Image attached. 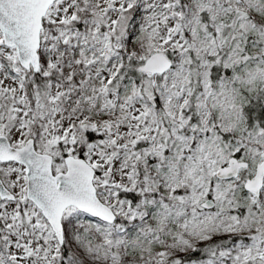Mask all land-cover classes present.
Returning a JSON list of instances; mask_svg holds the SVG:
<instances>
[{"label":"rangeland","instance_id":"1","mask_svg":"<svg viewBox=\"0 0 264 264\" xmlns=\"http://www.w3.org/2000/svg\"><path fill=\"white\" fill-rule=\"evenodd\" d=\"M43 26L38 71L0 30V134L34 139L55 173L84 157L117 217L70 206L60 243L25 165L0 161V264H264V180L246 187L264 160V0H57ZM158 52L171 66L141 70ZM232 159L247 165L221 176Z\"/></svg>","mask_w":264,"mask_h":264},{"label":"water","instance_id":"2","mask_svg":"<svg viewBox=\"0 0 264 264\" xmlns=\"http://www.w3.org/2000/svg\"><path fill=\"white\" fill-rule=\"evenodd\" d=\"M56 0H0V30L4 42L17 49L23 67L34 71L40 68L41 31L43 20ZM171 60L161 52L154 54L140 69L145 72H164ZM0 161H17L27 169V196L42 211L51 224L59 242L64 241L63 215L70 206L106 222H114L113 209L97 195L94 183L96 169L82 156L67 155L66 170L54 172V157L36 149L34 139L23 146H14L6 135L0 134ZM246 162L231 160V167L223 169V177L235 176ZM227 171V173H224ZM264 180V160L258 164L255 176L246 187L259 193ZM0 197L14 199L12 191L0 177ZM211 201L205 206H212Z\"/></svg>","mask_w":264,"mask_h":264},{"label":"trees","instance_id":"3","mask_svg":"<svg viewBox=\"0 0 264 264\" xmlns=\"http://www.w3.org/2000/svg\"><path fill=\"white\" fill-rule=\"evenodd\" d=\"M223 70L224 69L222 67V60L215 62L209 68V73H210L211 78L217 79V78L221 77V75H223ZM262 99H264V97H262ZM262 99H260V101H262ZM247 116H248L249 122H252V121L257 122V120H260L261 115H260V113L252 114L251 111L249 110L247 112Z\"/></svg>","mask_w":264,"mask_h":264}]
</instances>
